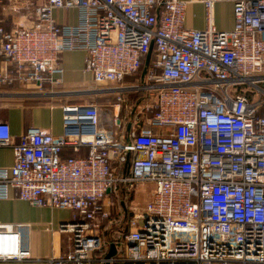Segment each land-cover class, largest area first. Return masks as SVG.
Returning <instances> with one entry per match:
<instances>
[{"label":"built area","instance_id":"built-area-1","mask_svg":"<svg viewBox=\"0 0 264 264\" xmlns=\"http://www.w3.org/2000/svg\"><path fill=\"white\" fill-rule=\"evenodd\" d=\"M8 1L34 20L6 29L0 14V85L57 83L59 55L79 50L84 71L116 99L110 113L64 105L60 134L29 127L18 143L0 121V146L14 157L0 167V199L73 212L59 227L70 249L49 264H264V99L238 88L264 95V0H198L202 29L185 25V0ZM221 1L232 4L231 30L211 22ZM67 8L78 10L75 25L53 17ZM151 43L144 83L120 84ZM127 92L142 97L132 106ZM84 147L85 156H63ZM145 184L143 209H128L126 225L107 235L123 219L111 217L113 197L125 204ZM27 227L0 224V260L32 259Z\"/></svg>","mask_w":264,"mask_h":264},{"label":"crops","instance_id":"crops-1","mask_svg":"<svg viewBox=\"0 0 264 264\" xmlns=\"http://www.w3.org/2000/svg\"><path fill=\"white\" fill-rule=\"evenodd\" d=\"M185 1L189 2L186 8L185 25L190 28H204L207 18L202 3L198 0ZM9 3L10 1L3 0L4 9L0 5V14L6 29L20 24H31L34 20L32 11L26 9L12 11L7 8ZM11 4L18 8L21 3L13 0ZM53 17L61 25H75L78 22V10L76 8L57 9L53 11ZM5 18L8 20L5 21ZM211 22L219 30H231L233 28L231 2H217L211 11ZM58 64L62 69L61 73L54 74L58 82L46 83L42 89L25 88L19 82L13 85H0V121L9 125L13 143H18L20 135L29 127L60 134L62 132V107L68 104L94 102L95 93L101 90L93 82L92 75L84 71L85 53L83 51L62 52L59 55ZM4 67V62L0 59V72ZM103 94L112 93L104 92ZM86 153L85 147L77 153L71 152L69 148L63 150V156H85ZM13 159L12 146H0V167H10ZM141 186L144 185H139L134 190H139ZM120 189L122 197L123 187L120 186ZM134 190L130 198H133ZM113 200L114 204L110 211L114 220L120 214H123L124 218L125 209L130 214L129 207L122 206L117 198L113 197ZM72 218L71 210L32 205L12 194L8 199H0V224L28 225L23 241L29 244L32 255V259L0 260V264H49L47 259L60 256L70 249L69 235L61 233L59 227L63 223L70 222ZM120 224L110 229L113 230L111 234H109L110 230H107V235H112Z\"/></svg>","mask_w":264,"mask_h":264},{"label":"rangeland","instance_id":"rangeland-1","mask_svg":"<svg viewBox=\"0 0 264 264\" xmlns=\"http://www.w3.org/2000/svg\"><path fill=\"white\" fill-rule=\"evenodd\" d=\"M5 15H7V14H5ZM7 16H5V17H7ZM7 20L8 19L5 18V21H7ZM135 77H136L135 75H133L132 77H126L124 79V81H122V83H120V84H122V85H136L137 83L139 84L140 83V77H139V80L136 79ZM85 86H88V84H85ZM97 87L101 88V90H98L97 94L95 93L94 102L97 103L101 107L103 112L106 111V112L110 113V111L113 108H111L109 106L113 103V98L115 96L112 95V94H103L104 92H106L104 90L105 87L107 88V87H109V85H104V84L100 85V84H98ZM238 88L245 90V92H248V95L252 96L255 99L256 98L264 99V95L263 94H261V95L259 94L258 95V93L257 94L253 93L251 88L248 87L247 85L239 86ZM128 94H129V92H127L125 94V97L127 98V101L129 103V105L130 104L132 106L135 105L133 103V101H131L130 98H128ZM133 110L135 111V108H133ZM133 110L124 111V109H123L122 112H123V114H126L130 118L131 112H134ZM150 189H151V185L150 184H145L144 186H141L139 190H137V191L134 190L133 198L129 197V200L124 204V206H127V207L133 209L136 212L142 210L143 207L145 206L146 202L150 199ZM118 216L119 215H117V217ZM117 243L120 244L119 242H117Z\"/></svg>","mask_w":264,"mask_h":264},{"label":"water","instance_id":"water-1","mask_svg":"<svg viewBox=\"0 0 264 264\" xmlns=\"http://www.w3.org/2000/svg\"><path fill=\"white\" fill-rule=\"evenodd\" d=\"M152 50H153V43L150 44L149 50L146 53L145 59H144V64H143V68L141 71V75H140V83H144V79H145V75L147 73V69L149 66V62H150V58H151V54H152ZM128 129H129V125H128ZM121 204L124 205L123 201H121ZM130 214L127 213V210L125 209V214H124V218L120 224V226H118L115 230L119 231L121 229V226H125L126 222H127V218ZM113 232V230L109 231V234H111ZM115 252V248H114V243L113 241L110 242L109 245V249L105 255V257L108 259L110 258ZM103 264H109L108 262H104Z\"/></svg>","mask_w":264,"mask_h":264},{"label":"trees","instance_id":"trees-1","mask_svg":"<svg viewBox=\"0 0 264 264\" xmlns=\"http://www.w3.org/2000/svg\"><path fill=\"white\" fill-rule=\"evenodd\" d=\"M143 64H144V58L141 60L140 68L137 71V73L135 74V76H136L135 78L138 79V80H139V77L141 75V71H142V68H143ZM130 77H132V76H130ZM141 97H142V95L140 93H129L128 94V98H130V100L133 101V103H136ZM115 102H116V99L114 97L113 98V103H115ZM260 113L264 114V105L262 106V108L260 110Z\"/></svg>","mask_w":264,"mask_h":264}]
</instances>
